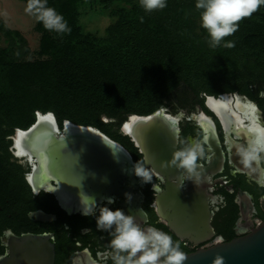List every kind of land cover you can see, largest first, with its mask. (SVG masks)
I'll list each match as a JSON object with an SVG mask.
<instances>
[{"label":"trees","instance_id":"1","mask_svg":"<svg viewBox=\"0 0 264 264\" xmlns=\"http://www.w3.org/2000/svg\"><path fill=\"white\" fill-rule=\"evenodd\" d=\"M184 1L167 0L164 9L146 12L139 0H48L71 28L64 35L48 30L42 50L49 61L21 63L0 47V207L7 197L18 204L21 188L29 210L38 207L22 168L10 163L12 137L29 129L38 113H52L60 128L69 121L125 143L118 128L130 116H150L179 92L199 101L235 92L249 96L252 86L264 84V6L212 48L195 32ZM78 5L99 7L115 22L104 36L86 33ZM42 28L39 23L36 30ZM0 34L12 44L19 36L1 25ZM229 41L235 46L225 47Z\"/></svg>","mask_w":264,"mask_h":264},{"label":"flooded vegetation","instance_id":"2","mask_svg":"<svg viewBox=\"0 0 264 264\" xmlns=\"http://www.w3.org/2000/svg\"><path fill=\"white\" fill-rule=\"evenodd\" d=\"M261 93H264V84H256L251 87L249 96L235 92L175 104L170 100L160 109L177 126L176 152L198 146L195 167L208 168L216 150L220 153L219 165L200 178L196 187L187 174H183L180 181H173L186 199L191 191L198 192L195 202L184 203L185 209L169 202L164 218L159 214L160 193L154 194L153 184L160 192H165L168 180L153 171L142 149L124 133L127 119L118 128L125 142L119 144L130 155L133 166L131 173L127 171L120 192L110 196L115 197V202L108 204L102 199L107 195H103L91 213L83 214L65 209L54 195L31 188V200L36 201L38 207L29 210V195L21 188L18 204L7 197L6 206L0 207V258L9 254L10 236L34 234L53 237L55 264H114L111 258L114 250L110 246L113 236L109 231L98 229L96 223L101 206L132 215L143 230L155 228L167 233L174 242H179L186 256L250 235L264 224V150H253L258 138L264 141V96ZM210 103L217 105L216 110ZM12 155L10 163L22 168L28 183L32 164L15 153ZM137 162L153 173L151 183H142L135 175ZM181 185L184 186L181 188ZM126 194H131L130 202ZM49 201L56 204L52 206ZM37 213L45 214L48 219L38 220L33 217ZM3 217L5 221L1 220Z\"/></svg>","mask_w":264,"mask_h":264},{"label":"water","instance_id":"3","mask_svg":"<svg viewBox=\"0 0 264 264\" xmlns=\"http://www.w3.org/2000/svg\"><path fill=\"white\" fill-rule=\"evenodd\" d=\"M128 124L127 135L142 149L153 171L168 180L167 190L159 191L161 217L164 218L169 202L177 203L182 210L184 203L195 202L196 190L186 199L173 181H180L187 174L196 187L200 178L219 165L220 153L216 150L208 168L194 166L189 172L178 167L177 162L172 164L179 132L175 123L166 118L165 111L146 117L130 116L123 129ZM12 141L13 153L20 152L33 166L29 186L36 192L54 195L71 212L89 214L103 195L119 193L127 171L131 173L133 166L128 152L98 129L69 121L60 128L52 113H38L36 122L25 131L16 130ZM39 214L42 213L33 217L44 220ZM52 241L49 235L10 236L9 254L0 258V264H55ZM217 257L222 258V264H264V224L244 238L187 255L183 264H214Z\"/></svg>","mask_w":264,"mask_h":264},{"label":"clouds","instance_id":"4","mask_svg":"<svg viewBox=\"0 0 264 264\" xmlns=\"http://www.w3.org/2000/svg\"><path fill=\"white\" fill-rule=\"evenodd\" d=\"M139 3L146 12L162 10L167 6V0H139ZM261 6H264V0H196L195 4L197 9L202 10L201 27L207 31L212 48L221 45L226 37L236 33L239 30V22L251 17ZM25 11L34 15L46 30L54 31L58 35L71 33L67 21L55 8L47 6V0H27ZM224 46L232 48L235 43L229 41ZM261 95L264 96V93ZM256 145L254 151L264 150V141L261 139H257ZM197 151L198 146H193L175 152L172 164L179 161L178 167L191 172ZM134 173L141 178L142 183H151L153 180V173L140 162L134 165ZM183 186L181 185V188ZM153 190L154 194L160 191L154 184ZM102 199L108 204L115 202V197ZM126 199L130 202L131 194H126ZM96 223L98 229L109 231L113 236L110 246L114 250L111 257L114 264H183L186 260L179 242H174L170 235L158 229L143 230L135 223L132 215H126L121 209L112 210L101 206ZM113 228L114 231H111ZM214 264H222V258L217 257Z\"/></svg>","mask_w":264,"mask_h":264},{"label":"rangeland","instance_id":"5","mask_svg":"<svg viewBox=\"0 0 264 264\" xmlns=\"http://www.w3.org/2000/svg\"><path fill=\"white\" fill-rule=\"evenodd\" d=\"M195 4L196 1L185 0L182 5L189 15L195 32L209 43V37L206 35L208 33L201 27L200 12L202 10L197 9ZM26 5L25 0H0V25L19 35L16 36L15 43L12 44L4 34H0V47L9 49L21 63L47 62L50 60V56L46 50H42V41L49 35V31L45 28L40 31L36 30L39 22L34 15L25 11ZM76 7L81 13L80 24L86 33L97 37L104 36L106 28L115 22L108 12L99 7H90L89 5ZM179 93L171 99V103L175 104L184 100ZM103 122L112 123L113 121L103 118Z\"/></svg>","mask_w":264,"mask_h":264},{"label":"bare ground","instance_id":"6","mask_svg":"<svg viewBox=\"0 0 264 264\" xmlns=\"http://www.w3.org/2000/svg\"><path fill=\"white\" fill-rule=\"evenodd\" d=\"M210 105V107L213 109V110H216V107H217V105L216 106H213L211 103L209 104ZM130 126H129V124L128 125H126V128H125V130H124V133H127L126 131H128V128H129ZM15 151V150H14ZM15 153V155L18 157V158H23V155H21V153L20 152H14ZM38 217H42L43 219H48V217H45L44 215H42V214H39L38 215Z\"/></svg>","mask_w":264,"mask_h":264},{"label":"built area","instance_id":"7","mask_svg":"<svg viewBox=\"0 0 264 264\" xmlns=\"http://www.w3.org/2000/svg\"><path fill=\"white\" fill-rule=\"evenodd\" d=\"M10 151H11V153L13 154V150L11 149Z\"/></svg>","mask_w":264,"mask_h":264}]
</instances>
